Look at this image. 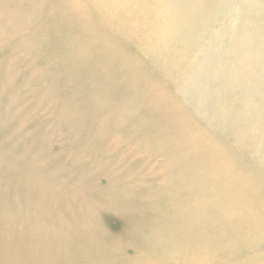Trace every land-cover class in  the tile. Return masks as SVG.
Instances as JSON below:
<instances>
[{
  "label": "bare ground",
  "instance_id": "6f19581e",
  "mask_svg": "<svg viewBox=\"0 0 264 264\" xmlns=\"http://www.w3.org/2000/svg\"><path fill=\"white\" fill-rule=\"evenodd\" d=\"M94 1L100 14L107 15L108 28L127 33L143 55L171 73L181 105L174 106L178 113L169 118L178 127L173 136L180 150L167 161L178 160L184 150L194 161L185 171L176 167L177 173H195L198 165L202 169L192 190L175 186L164 192L173 202L159 210L158 219L156 210L130 204L131 190L101 187L91 176L86 179L87 173H77L74 180L58 170L54 174L45 168L51 159L25 163L7 158L10 163L0 173V264H203L196 253L217 250L220 259L235 252L227 237L245 234L254 239L251 264H264V63L258 56L264 38L238 28L241 18L249 24L264 14V0ZM182 39L190 48L198 42L190 60L187 51L169 48ZM250 58L254 63L247 64L244 60ZM5 157L0 152L2 162ZM244 161L251 167L244 168ZM10 176L13 186L6 191L1 180ZM83 180L87 184L81 187ZM110 219L118 225L114 230L107 225ZM229 219L242 228L232 229ZM174 229L173 239L160 234Z\"/></svg>",
  "mask_w": 264,
  "mask_h": 264
},
{
  "label": "rangeland",
  "instance_id": "374dc122",
  "mask_svg": "<svg viewBox=\"0 0 264 264\" xmlns=\"http://www.w3.org/2000/svg\"><path fill=\"white\" fill-rule=\"evenodd\" d=\"M58 1L0 0V152L3 157L6 153V159L0 160V173L11 158H22L25 163L51 159L45 163L48 171L58 170L73 180L77 173H87L86 179L91 176L101 187L131 190L134 193L127 194L130 204L156 210L155 218L160 219L159 210L173 202L164 192H172L175 186L192 190L197 170L202 169L198 165L195 173L189 169V173H177L176 167L185 171L194 161V155L188 157L184 150L178 160L167 161L173 151L180 150L173 136L178 127L169 118L178 113L177 103L181 105L180 100L176 102L172 75L163 73L155 58L143 55L136 41L127 40V33L108 28L107 15L100 14L94 0ZM244 21L241 18L238 27L242 32L253 30L259 39L264 38V14L249 24ZM175 42L169 48L174 53L187 51L190 60L198 42L190 43L192 48L184 39ZM258 56L264 63V48ZM252 59L244 61L252 64ZM218 140L228 144L225 137ZM182 142L187 153L188 146ZM24 147L22 157L19 152ZM243 165L251 167L247 161ZM260 173L264 192V170ZM2 179L1 188L8 191L14 178ZM79 184L84 187L87 181ZM194 218L199 229L200 219ZM229 221L232 229L242 228ZM107 225L113 230L118 226L111 219ZM161 232L172 239L175 236V229ZM231 238L227 242L236 247L235 252L223 253L220 259L217 250L206 256L199 252L196 258L203 264H251L254 239L246 234ZM172 257L176 256L166 255Z\"/></svg>",
  "mask_w": 264,
  "mask_h": 264
}]
</instances>
